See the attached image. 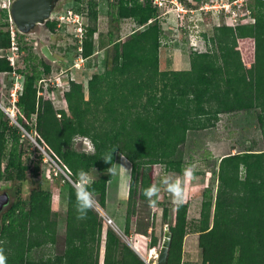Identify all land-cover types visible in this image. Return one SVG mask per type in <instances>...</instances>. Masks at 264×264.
Returning <instances> with one entry per match:
<instances>
[{"label":"trees","instance_id":"1","mask_svg":"<svg viewBox=\"0 0 264 264\" xmlns=\"http://www.w3.org/2000/svg\"><path fill=\"white\" fill-rule=\"evenodd\" d=\"M78 1L87 3V15L95 24L93 12L99 0ZM180 1L192 7L188 0ZM113 7L116 20L133 19L146 27L124 42H110V58H104L101 71L87 81L86 96L80 83L70 81L66 110H56L49 100L37 97L38 82L50 75V66L35 63L37 56L27 51L22 57L23 89L15 103L16 125L0 109V183L16 186L14 197L0 211V247L6 264H100L102 241V264H145L111 227L102 240L104 224L94 207L86 219L76 218L75 173L84 169L94 175L91 189L96 204L104 209L107 184L112 180L107 170L117 154L129 162L123 230L128 239L132 218H137L140 206L149 204L143 191L152 185L153 167L162 164L164 172L180 175L186 166L182 148L190 132L214 128L221 115L253 110L264 145V0L248 2L254 24L215 26L211 36L204 35L207 51H190L186 71L159 69L160 40L166 27L156 19L158 11L149 1L115 0ZM7 19V10H1L0 73L12 69L6 57L10 49ZM45 26L49 31L55 28L49 21ZM84 30L78 53L88 58L94 49L95 27L85 25ZM244 39L254 45L250 67L237 50V42ZM34 129L40 136L35 137L36 143L67 177L59 174L66 193L62 251L36 260L32 252L58 245L59 213L52 210L51 191L40 179L43 154L35 148L30 158L23 150V132L32 136ZM77 134L91 143V152L75 148ZM110 152L112 162L105 163L103 158ZM215 176L216 190L203 191L199 211L201 264H264V150L222 157ZM28 178L32 188L24 198L22 187ZM175 214V223L169 226L167 264L181 262L186 203L176 205ZM157 245L152 236L151 248Z\"/></svg>","mask_w":264,"mask_h":264},{"label":"rangeland","instance_id":"2","mask_svg":"<svg viewBox=\"0 0 264 264\" xmlns=\"http://www.w3.org/2000/svg\"><path fill=\"white\" fill-rule=\"evenodd\" d=\"M115 0H99L93 14L97 16L96 23L93 24L87 15V3L78 0H59L54 7L53 13L48 20L55 24L53 31L44 25L37 26L33 33L22 35L16 27L17 48L15 52V64L11 70L5 73H0V107L5 110H13L10 102V91L13 86L14 77L11 74L13 70L17 76H21V71L24 70L25 65L22 57L30 51L37 56V62L43 61L50 66L49 78L53 83L59 81L62 83V89L59 87L53 89L50 93L49 101L52 103L56 110H66L67 102L66 94L69 92V82L74 81L82 85L85 96L87 95V81L94 73H98L102 68V60L110 58L112 44L110 42H124L127 37L136 30H143L146 26L140 27L133 19L116 20V8L113 7ZM252 5L253 0H249ZM72 10L82 16V22L86 26L95 27V34L93 35L94 49L90 57L84 63H78V68H75V58L79 54L76 52L75 39L72 35L73 28H66V26H59L60 20L58 17L63 15L66 11ZM8 16V12H7ZM199 17V16H198ZM5 21V20H4ZM210 19L200 18H187L184 23V28L180 33L176 29H172V35L169 37L168 30L163 32L162 40L164 45L160 47L159 54H164V49L168 45L167 41H171V45L175 48L182 50L181 54L189 55L192 51V43H197V48L203 50L207 43L204 40L205 36L212 35V26H206L212 23ZM165 25V24H164ZM172 26V25H171ZM10 19H7V28L9 30ZM166 27L169 29L168 25ZM19 35L23 37L19 38ZM165 36L168 37L166 40ZM170 39V40H169ZM174 43V44H173ZM47 46L56 62L48 61L41 54V47ZM245 48H248L245 51ZM19 49H22L19 51ZM24 49V50H23ZM237 50L240 53L243 64L250 67L254 62V45L252 40L244 39L237 42ZM248 52L249 60L245 59V53ZM167 54V53H166ZM6 56H12L10 51L6 52ZM93 64H95L94 67ZM51 91V90H50ZM60 92L65 96L60 97ZM42 100H46L41 97ZM0 108V109H1ZM2 110V109H1ZM15 113V112H14ZM69 115V113H67ZM9 118V117H8ZM222 119V118H221ZM16 125L15 120L11 121ZM24 145L23 150L26 156L32 158L30 152L33 149H38L35 137H40L36 130L32 131V136L23 132ZM29 146L28 147V144ZM209 143V144H208ZM212 143L218 147L213 149ZM75 148L84 150L86 152L92 151L91 143L87 139H76ZM264 150L261 134L258 128L255 111L241 112V117L232 121H221L209 131H195L190 132L187 136L186 142L182 148L183 161L186 166L192 165L195 167V175L198 179L188 182L184 185L185 197L183 203L187 205L186 217V230L185 238L183 240V247L181 253L180 264H201L200 250L198 249V226H199V211L202 201V193L205 189L216 190V171L219 160L229 154H237L243 152H261ZM39 152L43 154L40 150ZM233 152V153H232ZM44 156V160L40 165L41 176L44 187L51 191V208L59 213L58 219V245L55 248L49 246L35 250L31 254V258L36 260L40 257H48L60 253L62 251V235L65 224L66 212V193L62 182L59 179V174L63 175V171L59 166L49 157ZM28 163L29 159L25 158ZM114 167L116 168L115 174H112V180L107 184L106 188V202L105 208L101 209L96 203L94 209L98 212L103 220V235L107 227H114L118 235L124 242H128L137 252L141 260L147 264H155L156 256L159 253L161 240L165 228L174 225L176 204L173 203L171 196L161 191L157 197L155 206L150 204L143 205L138 208L137 218L131 220L129 238L127 239L124 234L125 215H126V201L130 179V164L120 154L115 157ZM124 168H120L119 166ZM185 166V167H186ZM128 171H126V170ZM164 173L162 168L153 167L152 170V184H160L161 176ZM179 176V174H176ZM94 178V175H91ZM28 182L22 187V196L26 198L27 193L32 188ZM16 191V186L13 183H0V196L8 195L13 198ZM164 211L167 216L164 217ZM111 221V224L108 223ZM154 236L158 245L151 248V237ZM100 264L103 258V241L101 244Z\"/></svg>","mask_w":264,"mask_h":264},{"label":"built area","instance_id":"3","mask_svg":"<svg viewBox=\"0 0 264 264\" xmlns=\"http://www.w3.org/2000/svg\"><path fill=\"white\" fill-rule=\"evenodd\" d=\"M12 0H0V11L9 9ZM97 1V0H95ZM140 2L149 1L153 8L158 11V16L156 19L160 23L168 25L172 29H176L178 33L184 28V23L187 18H195V20L200 18H205L212 20V23H208L206 26L218 27L225 25L228 27H235L239 25H250L254 24V19L251 15V11L248 8L249 0H188L192 4V7H186L180 0H139ZM199 16V17H198ZM60 20L59 26H66V28H73V37L78 44L76 50L81 52V42L85 34L84 24L82 22V16L79 13H75L72 10L66 11L63 15L58 17ZM153 20H149L148 23H151ZM172 25V26H171ZM10 34V51L12 56H6L11 67H14L15 64V52L18 51L17 48V39L15 28L10 21L9 27ZM161 46L164 45V42L161 38ZM197 43H192V51L202 53L206 52V46H203L204 49L200 50L197 48ZM208 47V46H207ZM87 61V58H83L80 54L75 58L74 66L78 68V63H84ZM93 64L92 67H94ZM12 76L14 77L13 86L10 91V102L12 104L13 110H5L1 108L11 121L15 120V103L17 98L21 95L23 89V78L17 76L14 71H11ZM59 87L62 89V83L59 81L53 83L48 77H44L38 82L37 97H44L46 100L50 99V93H53V89ZM51 90V91H50ZM65 95L60 92V97ZM51 100V99H50ZM45 101V100H44ZM15 112V113H14ZM39 150L43 155L49 157L45 151L37 144ZM50 158V157H49ZM64 174V173H63ZM65 176V174H64ZM66 177V176H65ZM67 178V177H66ZM108 223L111 224V221L108 220ZM147 264V262H145Z\"/></svg>","mask_w":264,"mask_h":264},{"label":"clouds","instance_id":"4","mask_svg":"<svg viewBox=\"0 0 264 264\" xmlns=\"http://www.w3.org/2000/svg\"><path fill=\"white\" fill-rule=\"evenodd\" d=\"M79 138V134H77V136H75L73 139L76 140ZM112 153L113 152L108 153L106 157L103 158L105 163L112 162ZM114 165L115 164H113L112 167L107 170L110 175L115 174L116 168ZM119 167L124 168L122 166ZM155 167L164 168L165 166L162 164H156ZM196 179L198 178L195 175V167L192 165L184 167L179 176H177L175 173H169L165 171L161 176L160 184L150 185L144 189L143 194L149 201L150 206H155L156 200L153 198L157 197L163 190L171 196L174 204L180 205L183 203L185 197L184 185ZM92 182L93 178L89 172L85 171L84 169H79L75 173V179L72 181V183L75 193V210L77 212L76 218L78 220L86 219L88 211L93 209L96 203V194L91 189ZM0 244H3V241H0ZM6 259L7 258L4 254L3 247H0V264H6Z\"/></svg>","mask_w":264,"mask_h":264},{"label":"water","instance_id":"5","mask_svg":"<svg viewBox=\"0 0 264 264\" xmlns=\"http://www.w3.org/2000/svg\"><path fill=\"white\" fill-rule=\"evenodd\" d=\"M58 1L59 0H12L7 11L8 16L20 34H31L37 26L44 25L50 19ZM41 54L48 61L56 62V58L47 46L41 47ZM7 203V195L4 194L0 196V211ZM111 228L116 232L114 227ZM170 240L171 233L167 227L163 232L159 253L157 255V264H167ZM126 243L137 254L135 249L128 242ZM143 262L145 263V261Z\"/></svg>","mask_w":264,"mask_h":264},{"label":"crops","instance_id":"6","mask_svg":"<svg viewBox=\"0 0 264 264\" xmlns=\"http://www.w3.org/2000/svg\"><path fill=\"white\" fill-rule=\"evenodd\" d=\"M165 27H166V25H165ZM166 30H168V33H166V34H168L170 37L172 35V29L171 28L168 29L166 27L164 31H166ZM165 38H166V40L168 39L167 36H165ZM167 44L168 45L165 47V49L163 51L164 54L163 53L159 54V69L161 71H186V70H189L190 66H189L188 55L182 56V54H181L182 50H179V49L175 48L174 46H172L171 41H167ZM245 51H247V48H245ZM248 60H249V58H247V61ZM239 117H241V111L235 112L232 114L221 115V116H219V121L217 122V124L221 123V121L222 122L228 121L231 123L233 121L235 123V120H237V118H239ZM209 130L210 129L205 130V132H207ZM216 146L217 145L215 143H212L213 149L215 148L217 150L218 147H216Z\"/></svg>","mask_w":264,"mask_h":264},{"label":"bare ground","instance_id":"7","mask_svg":"<svg viewBox=\"0 0 264 264\" xmlns=\"http://www.w3.org/2000/svg\"><path fill=\"white\" fill-rule=\"evenodd\" d=\"M155 258H156V262H155V264H157V256H156Z\"/></svg>","mask_w":264,"mask_h":264}]
</instances>
